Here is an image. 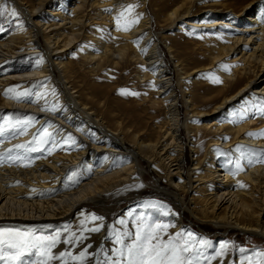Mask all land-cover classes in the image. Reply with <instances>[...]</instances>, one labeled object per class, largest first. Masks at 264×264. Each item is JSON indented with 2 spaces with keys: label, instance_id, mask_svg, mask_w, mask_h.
<instances>
[{
  "label": "bare ground",
  "instance_id": "6f19581e",
  "mask_svg": "<svg viewBox=\"0 0 264 264\" xmlns=\"http://www.w3.org/2000/svg\"><path fill=\"white\" fill-rule=\"evenodd\" d=\"M153 1L164 4L155 5L154 21L146 0H0L20 15L8 34L0 29V110L31 118L21 133L0 132V221L55 224L45 232L55 235L66 220L78 230L88 205L105 204L111 193L116 204L138 195L149 168L164 172L167 186L161 188V176L155 184L176 206L164 222L173 231L191 230L187 213L217 230L264 239V165H249L237 151L264 148V137L248 135L264 132V118L251 110L243 124L231 117L250 93L264 99V0ZM128 3L145 14L118 31L114 17ZM198 4L208 23L202 41L163 34L201 27ZM88 39L94 48L85 46ZM20 56L36 63L13 67ZM105 68L119 75L129 69L138 98L112 97L120 81L102 83ZM199 72L220 83L189 87ZM17 84L29 90L19 102L5 95ZM42 128L51 133L49 149L27 161L16 145ZM190 149L197 156L191 167Z\"/></svg>",
  "mask_w": 264,
  "mask_h": 264
},
{
  "label": "rangeland",
  "instance_id": "374dc122",
  "mask_svg": "<svg viewBox=\"0 0 264 264\" xmlns=\"http://www.w3.org/2000/svg\"><path fill=\"white\" fill-rule=\"evenodd\" d=\"M164 3L167 2V4H170L173 0H163ZM221 2V1H228V0H212V2ZM231 1V0H229ZM148 10L151 13L150 18L153 19V15H155L158 10V6H163L164 4H160L159 2H155L152 0H146ZM211 2V3H212ZM128 5H134L133 3H128ZM127 5V6H128ZM138 7L135 8V12L133 15H136L141 13L145 14V11L142 6L137 4ZM203 4H198L197 8L195 9V16H201V20H197L196 22L198 24H201V27H193V26H187L184 28V30H179L176 28L174 31H172V34L164 32L163 34L168 35L171 37V39L175 38V36L182 35L184 38L181 40H188V41H202L204 39V36H207V28L205 27L207 23L206 18L202 17L205 16V13H202ZM61 7L60 3L57 4V9ZM9 7L7 3H0V29L7 30V34L15 29L17 25L19 24L18 21L20 19V15L15 11L17 14L18 20L15 21L14 16L12 15V12L8 10ZM91 9V8H90ZM63 13H67L66 8L61 10ZM148 11V13H149ZM149 13V14H150ZM138 16V15H136ZM197 18V17H196ZM154 21V19H153ZM89 35H95L94 27L90 25L88 27ZM165 27L160 26V24H157L155 27V30L158 32H162ZM9 30V31H8ZM207 30V31H206ZM99 35L101 37H105L104 31H99ZM87 39V38H86ZM138 41V40H137ZM136 41V44H137ZM88 44H86V47L94 48L93 41L90 39L87 40ZM178 46V45H177ZM193 46V44L191 45ZM166 51V50H165ZM167 53V51H166ZM70 58L72 60L77 59V53L75 51L70 52ZM166 55V54H165ZM20 59L16 61L13 67H31L34 63H36V60L31 58H25L23 56L19 57ZM166 58L168 60L171 59V57L167 54ZM201 59V58H200ZM228 68L227 65H224ZM207 74H204L203 72H199L197 75L193 76L191 79V82H187L189 87H199L201 84L206 82H212L215 79L214 74L211 76L208 75L209 72H206ZM108 76L107 78L105 77ZM102 83H115L117 80L120 81V84L118 85L116 91L112 93V97L120 99L121 97L124 98V100H134L138 98V95H131V94H121L122 89L128 90L129 93L134 92L133 89L137 90L134 84V74L130 73V70H125L123 74H118L117 71L113 68H105L104 74H102ZM198 82V83H197ZM8 89H14V92L8 93L15 95L16 93H29V90L26 85H11L7 86L5 88V93ZM141 91L138 92V94ZM135 93V92H134ZM238 106H240V109L233 110L232 122L237 123H245L247 121L245 112L247 110H251L254 114H260L261 108H264V99H262L261 95L257 94H249L245 97V101L242 103H238ZM216 116V115H215ZM262 118H264V115H261ZM235 118H238L235 119ZM246 118V119H245ZM29 117L25 113H22L20 111H7V110H0V128H3L2 132H9L12 136L16 133H21L28 125ZM43 128L39 130L38 133H34V136L31 139H28L27 141L20 142V145H24V147L19 148L20 151H23L26 153V160L29 161L32 157L36 155H42L45 154L47 149H49V137L43 136ZM48 132V130H47ZM253 134H259L262 133V131H252ZM192 136V135H191ZM259 135H253L252 137H258ZM41 140H46V143H41ZM30 141H32L30 143ZM63 146V145H62ZM64 147V146H63ZM60 148L63 150L64 148ZM34 149V150H33ZM237 151L241 153V155H244L246 157L247 163L249 165H257V164H263L264 165V148L263 147H252V146H246V147H238ZM54 154L50 153V157ZM196 155V154H195ZM187 156V157H186ZM187 158V165L191 167L193 158L196 159L197 156H194L193 153L187 152L186 154ZM196 157V158H195ZM148 179H147V185L144 186V189L141 190L138 195H133L131 199L129 200H122L118 204L114 203V195L113 193L108 195V199L106 200L105 204H100L96 206L88 205L85 208V218L83 220V224L87 228H93V227H99L100 231L97 232H91V231H84L83 235L86 237L83 244H80L77 247L70 248L69 245H62L61 243H58L56 248L59 249L60 252L62 251H73V254H78L85 246L91 245L90 248H88L89 253H98L97 249L101 245L100 243L98 246L94 247L95 243L98 242L99 238L101 237V243H104V250L108 253V255H112V249L118 247L114 243V236L112 233L114 231L116 232H123V231H129L131 233H135L136 227L134 221L136 220V217L139 216L142 219L146 220L148 223H161L165 224L164 222L167 221L169 218V208L176 209V206L173 204L172 200L166 197L163 193L158 191L157 186L155 184V181H157V178L159 176L163 177V180L160 179V186L166 187L167 181L164 178V172H162L161 175H157L154 170L148 168ZM141 195V196H140ZM114 198V199H113ZM130 201V202H129ZM141 210V214L139 215L138 212ZM115 211V212H114ZM129 212H132V216H129ZM185 223L191 228V230H186L188 227L182 230L173 231V229L169 226L166 230L167 234L163 235V239L167 240L169 237H175L177 233H184L183 236L177 238L178 243H182L183 241H189L192 244V248L186 255L193 259V264H241V262L244 260V257L246 255H251L253 251H264V239H261L259 237L253 236L249 233L240 232L238 230L231 229L228 232H223L221 230H217L212 226L210 223L206 222H196L191 216H189L187 213H185ZM92 216L100 217L102 219L92 221L90 218ZM156 218V220H154ZM161 219V220H160ZM125 220V225H120L118 221ZM169 220V219H168ZM196 223V225H195ZM60 225V224H59ZM63 226L62 229H60L57 232H60L62 234V230L67 228L68 231H65L66 235L62 237L61 240L67 238V236L71 232H75L78 236L81 234V227L77 229H74L71 226V223L68 221H62ZM55 224H38V223H20L17 224L15 222H9V221H0V232H31L32 234L36 236H47L48 234L45 233L46 231L53 229ZM31 227V228H30ZM43 229V230H42ZM38 231V232H37ZM191 232L193 234L194 239H190L187 236V233ZM52 236L53 233L51 234ZM102 235V236H101ZM49 236V235H48ZM204 240L207 241V244H200L199 241ZM100 242V241H99ZM126 243L131 242V238H126ZM227 243L229 247L226 249L223 255L217 256L216 253L220 251V246L222 244ZM60 244V245H59ZM59 246V248H58ZM62 246V247H60ZM57 249H53V252ZM244 249V252H241L240 250ZM199 250L201 255L197 256L196 252ZM59 252V253H60ZM215 257V258H213ZM101 259L103 256L101 255ZM40 259L38 255L32 254L26 257L27 264H35V262ZM60 264L59 261L52 262ZM85 264H96V257L90 256L89 259L85 262Z\"/></svg>",
  "mask_w": 264,
  "mask_h": 264
},
{
  "label": "snow or ice",
  "instance_id": "6c2138e0",
  "mask_svg": "<svg viewBox=\"0 0 264 264\" xmlns=\"http://www.w3.org/2000/svg\"><path fill=\"white\" fill-rule=\"evenodd\" d=\"M138 5L126 6L114 20L117 25V30H130L132 25L139 22V17L133 15L135 8ZM111 11V10H107ZM15 16V11L12 12ZM126 21L125 26L121 29V21ZM226 67V66H224ZM211 76L212 74H208ZM214 83H220L219 79L213 80ZM121 94L138 95V93H129L128 90H120ZM14 92V89H8L5 93L7 98L16 99L18 102L21 97L26 96V93H16L14 96L8 97V93ZM43 98L38 96L37 100ZM55 111V109H50ZM260 114L264 115V108H261ZM31 118H29V121ZM51 126V125H49ZM3 128H0V132ZM43 136H51L45 128L42 132ZM249 136L260 135L264 137V132L259 134L249 133ZM71 139V137H69ZM41 143H46V140H41ZM17 148H22L24 145H16ZM34 150V149H33ZM239 169V165H237ZM133 214L129 212L131 217ZM92 221L100 220L102 218L92 216ZM120 225H125V220L118 221ZM136 231L131 233L129 231L116 232L114 236V243L118 247L112 249V255L101 248L98 253H89L88 248L91 245L85 246L78 254H73V251H62L59 254L53 252L58 243L69 245L70 248L77 247L83 244L86 237L83 235L84 231L97 232L100 231L99 227L87 228L83 223L81 225V234L78 236L75 232H71L67 238L61 240V233L57 232L54 236H36L31 232H0V264H27L26 257L32 254L38 255L35 264H52L54 261H59L60 264H85L90 256L96 257V264H193V259L186 254L192 248L189 241L177 242V238L184 235V233H177L175 237H169L167 240L163 239L166 235L168 224L161 223H148L146 220L137 216L134 221ZM65 231H68L67 228ZM190 239L193 238L191 232L187 233ZM126 238H131L130 243H126ZM200 244H207V241L200 240ZM229 247L227 243L220 246V251L216 253L217 256L223 255ZM244 252V249L240 250ZM101 255L103 258L101 259ZM196 255L201 253L197 250ZM215 258V257H213ZM241 264H264V251H253L251 255H246Z\"/></svg>",
  "mask_w": 264,
  "mask_h": 264
},
{
  "label": "water",
  "instance_id": "95a60500",
  "mask_svg": "<svg viewBox=\"0 0 264 264\" xmlns=\"http://www.w3.org/2000/svg\"><path fill=\"white\" fill-rule=\"evenodd\" d=\"M101 248H104V243H103V242H102L101 245L98 247L97 252H99Z\"/></svg>",
  "mask_w": 264,
  "mask_h": 264
}]
</instances>
